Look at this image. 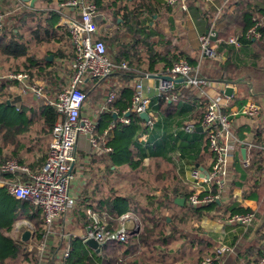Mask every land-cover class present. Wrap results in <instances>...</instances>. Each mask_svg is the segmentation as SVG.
Segmentation results:
<instances>
[{"label": "trees", "instance_id": "trees-1", "mask_svg": "<svg viewBox=\"0 0 264 264\" xmlns=\"http://www.w3.org/2000/svg\"><path fill=\"white\" fill-rule=\"evenodd\" d=\"M87 1L92 2L97 11L111 14L116 27L102 39L111 61L115 64H126V68H118L106 78L96 79L98 88L89 91L92 83L84 81L82 84V90L93 95V101L96 99V92L100 101L109 92H114L115 99L107 104L106 115L109 120L113 118L115 110L116 116H122L130 105L135 82L131 79L135 75L160 73L180 59H186L192 66L198 63L196 56L188 54V50L183 48L181 38L174 34L165 35L162 29L154 30L148 24L149 21L164 19L172 30L176 18L183 23L186 13L192 11L194 16L203 19L207 30L215 16V10L206 6L203 0H185L187 11L180 7V3L170 6L165 0ZM261 1L264 3V0ZM261 6L263 8H258L256 0L226 1L223 13L217 19L219 22L223 18L226 21L213 39L219 42L217 53L221 52V48H225L226 53L233 52L234 45L228 43V38L233 36L241 42L252 43L257 49V54L264 56V5ZM58 19L59 14L54 10L32 7H24L19 13L3 18L0 31V178L11 180V174L1 169L6 160L13 159L23 163L19 151L26 145L24 137L30 126L37 123L38 133L48 135L57 120L55 108L46 105L44 97L27 96L23 99L12 92L15 82L2 76L9 72L26 71L32 78L45 83L48 98L54 97L55 93L67 85L73 69L68 68L66 64L73 60L74 51L67 26L57 24ZM256 22L258 24L255 30L259 33V38H246L248 29ZM201 62L200 73L208 79L229 81L235 71V64L230 59L221 63L204 56ZM201 100L204 98H197L194 90L176 84L173 89L160 92L156 99L151 101L149 109L153 113L149 121L130 112L127 124L117 122L116 124H120L117 125L119 128H115L114 137L107 141L112 145V151L108 153L110 163L106 166V176L116 180V172L119 170L117 166L123 162H126L130 170L141 167L145 155L143 150L146 149L152 161L144 167L145 173L138 176L139 180L135 178L140 182V186L134 189V194L128 195L131 198L129 199L127 195L118 194L116 189L113 190L108 181L104 182L108 183L110 193L105 196L102 190L104 183L95 182L91 189L83 188L66 212L72 217L73 223L85 225L91 221L86 213V208H90L107 228L116 230L119 226V216L131 208L138 216L140 227L129 231L125 242L106 241L102 243L99 251H95L81 238L70 234L61 240L56 239L50 243L46 241L45 252L40 255L35 246L45 235L41 210L31 204L35 208L27 217L34 228L31 242L35 246L27 249L25 242L13 238L8 232L19 214V207L23 208L30 201L15 198L4 185H0V264H45L43 256L45 258L47 250L46 264H55L54 258L61 249L68 251V256L61 260L63 264H174L177 261L181 264H200L204 257L213 255L216 243L205 236L201 228L194 223L203 215L211 213L226 219L230 214L248 210H240L216 200L208 204L191 205L188 196L193 189H187L183 185L169 187L165 181L172 176L174 168L166 156L168 149L179 148L182 153L199 150L201 155L209 152L207 131L201 134V146L194 142V137L198 136L196 132L191 136L183 130L177 131L175 136L170 132L173 127L177 130L185 125L186 121L191 122L194 127L201 124L204 112L200 107ZM160 131L162 135L157 138L156 135ZM139 133L147 134L144 146L137 140ZM254 135L256 138L253 142L264 145L260 137L261 132L255 131ZM132 146L140 153L138 159L131 155ZM28 150L26 146V151ZM254 151L256 162L249 165L246 173H241L243 178L247 177L246 180L250 184H256L258 180L264 181V150ZM45 152L41 158H37L42 164L47 155ZM211 163L212 157L209 167ZM32 164L35 165V162L29 165L33 166ZM73 164L74 170L77 164ZM111 165L117 169H109ZM111 171H114L115 176ZM12 173L24 176V173L18 170ZM25 178L27 177L24 176L23 179ZM152 181L160 182L152 186ZM233 181L226 184L228 194ZM157 189L160 194H153ZM211 191L216 192L217 187L212 186ZM175 196H182L183 204L174 202ZM93 197H97L95 205L89 203ZM132 197L136 198L133 200ZM129 202H132V205H129ZM63 218L58 223L63 224ZM263 246L262 242L261 250Z\"/></svg>", "mask_w": 264, "mask_h": 264}, {"label": "built area", "instance_id": "built-area-1", "mask_svg": "<svg viewBox=\"0 0 264 264\" xmlns=\"http://www.w3.org/2000/svg\"><path fill=\"white\" fill-rule=\"evenodd\" d=\"M165 1L170 6L180 3V7L187 11L185 0ZM226 1L228 0H223L220 6H215V16L211 26L198 37L201 53L211 59L218 57L217 45L213 39L217 34V19L223 13ZM203 2L206 6L215 5V0H203ZM57 9L67 26L74 51L71 64L73 74L67 85L55 93L53 98H48L45 83L32 78L26 71L9 72L2 76L15 82L13 84L15 86L14 93L35 98L44 97L45 104L53 106L57 113V120L51 128L47 156L40 170L22 182L0 180L9 194L18 199H27L40 208L45 228L44 238L35 246L40 254L45 250L47 237L53 233L54 225L62 227V224L58 223L59 220L75 202L76 197L71 190L73 183L71 168L76 160L78 136L86 135L95 149L100 148V141L104 144V140L100 136H94V121L89 115L82 113L86 101V92L82 90V84L87 77L103 79L118 68H126L124 62L115 64L108 56L106 45L100 37V33L103 32L99 25L101 14L92 2L60 0ZM10 12L11 10L6 8L0 11V31L4 16ZM257 24L256 22L248 29L247 36L257 34L255 30ZM228 43L240 46L239 40L233 36L228 38ZM180 78L183 79L180 81L181 84L194 90L197 98H204L203 101H200L202 104L200 107L204 109L200 125L208 133V150L212 156V163L208 170L194 168L192 171L195 182L192 188L193 192L188 196V202L195 206L208 204L220 198L227 200L225 184L231 178L229 158L238 140L235 137V128L230 117L236 111L234 113L227 111L228 96L224 94V90L228 86L232 87L233 83L208 79L200 75L198 66L193 67L186 59H180L157 74L156 88L158 92L173 89ZM146 89L148 90V87ZM146 89L141 79L134 82L129 112L139 114L149 110L150 99L146 95ZM113 98L114 92H109L105 101L110 102ZM262 108L261 104L254 100H248L241 106L239 112L249 118L254 129H258L262 126L259 123V114ZM117 122L128 123L129 118L121 116L111 122L109 128L114 127ZM192 128V124L185 125L187 130ZM254 134L252 132L246 136L245 144L249 149L256 147L253 142ZM242 164L245 167L248 166V159H244ZM1 169L5 172L26 170L13 159L6 160L1 165ZM214 185L217 187L216 192L211 191ZM91 217L92 224L85 239L93 237L100 243L106 241L125 242L127 240L130 230L124 226L123 216L120 219V226L116 230L107 228L106 224L93 214ZM254 218V211L248 210L230 214L226 221L246 226L251 224ZM233 250L232 245L219 242L215 246L213 255L204 257L200 264H217L223 255L230 254ZM57 256L62 260L68 256V251L61 249ZM258 264H264V246Z\"/></svg>", "mask_w": 264, "mask_h": 264}, {"label": "crops", "instance_id": "crops-1", "mask_svg": "<svg viewBox=\"0 0 264 264\" xmlns=\"http://www.w3.org/2000/svg\"><path fill=\"white\" fill-rule=\"evenodd\" d=\"M60 0H0V11H3L4 8L10 9L11 12L8 15H5L4 17H7L11 14H17L19 13L22 8L24 7H32L37 8L41 10H54L59 14V19L57 24H64L63 18L59 12V9H57V4ZM254 1V0H253ZM219 0H215V5L211 6L214 10L216 9V5H221ZM256 4L258 5V8H263L261 5H264L261 0H256ZM18 9V10H16ZM99 12V11H98ZM101 14V19H99V25L101 26L100 29L103 31L100 33V37L104 38L107 37L109 33H112V31L115 29L116 25L112 20V16L110 13L106 12H99ZM120 18H118L119 20ZM220 20V19H219ZM157 20L149 21V25L156 29H161L160 21L157 23L154 22ZM226 19L224 18L219 22L217 20L216 22V29L222 28V25L225 23ZM177 23H180L182 25L181 31L184 33V38L181 39L183 42V48L188 50V54L196 56L198 63L194 65L193 67H199V73H200V67H201V61L202 58H204L203 54L201 53L200 44H199V35L206 31V27L204 26L203 19L198 18L197 15H193L192 11H188L183 19V23L179 18H176L174 20L173 28L170 30L169 23L167 27L166 34H174L175 29L174 25ZM104 27V28H103ZM103 28V29H102ZM257 32V31H256ZM254 38H259V33L250 35ZM236 38V37H235ZM246 38L247 35H246ZM217 48L219 47L218 40L215 41ZM240 42V46H233L232 50L233 52L226 53L225 48L220 49V53H218V57L215 59L218 62H224L226 59H230L235 64V71L233 72V75L229 82H232V94L228 96L227 99V111L229 113L235 112V114L230 115L233 127L235 128V137L237 138V142L235 145V148L233 150V153L231 157L229 158V167L231 169V178L226 182L228 184L229 181H233V186L231 187L230 194L227 193V187L225 195H227L228 199H219L218 202L221 201L223 203H226L228 205H231L234 208H240V210H252L255 213V218L249 225H242V224H235V223H228L226 219L218 218L215 214L211 213L210 215H203L199 220H197L194 225L199 226L205 236L210 237L213 242L219 243L222 242L226 245H232L234 247L233 252L227 255H223L224 257L220 258V260L217 262V264H258V259L261 254V246L262 242L264 243V181H257L256 184H250L248 180H246L247 177H242V172L246 173L247 169H249V165L251 163L256 162L255 158V151L254 150H264V145L259 143L256 144V147L249 149L246 147L245 139L247 134L252 133L255 131L261 132V139L264 141V56H259L257 54V49L253 46L250 42ZM231 44V43H230ZM220 48V47H219ZM108 54V53H107ZM109 56V55H108ZM52 57V56H51ZM50 57V58H51ZM73 61V60H72ZM66 64L68 68H72L71 64ZM157 74L158 73H146L144 75L134 76L132 77L131 81H136L138 79H141L143 84L146 87H148V90L146 89V95L150 99V103L152 100L156 99L157 95L160 93L158 92L156 88L157 84ZM201 75V73H200ZM85 81L88 82V84H91V87L89 91L93 90L94 88H98V80L95 78H89L87 77ZM176 84H181V82H177ZM134 86V84H133ZM15 86L12 85L13 93H14ZM16 95L20 96L23 99H26L28 95H20L15 93ZM97 94V92H96ZM225 94V93H224ZM226 95V94H225ZM248 96H251V99H247ZM97 97V96H96ZM107 97V96H106ZM132 97V96H131ZM53 98V97H52ZM115 99V95L114 98ZM101 100V99H100ZM98 101L97 103L92 104L93 106H88L85 104V106L82 109V113H86L89 115V117L94 121L95 123V129H94V136L101 137L104 140V144L99 143L100 148L95 149L89 142V139L86 135H80L77 138V147H76V161L75 168H71V173L73 175V183L71 186V190L73 194L78 196L83 188H92V185L95 182H101L104 183V186L102 187L103 194L106 196L109 194V185H112V189L115 190L118 194L121 195H132L134 194V189L138 188L140 186V182L136 181L139 180V175H142L145 173L144 167H147L150 161H152L149 157L148 150H143L145 152V155L142 158L141 167L136 168L135 170H130L127 166L126 162L121 163L117 168L119 169L118 174H116L117 179L111 180L106 175V166L109 165L110 161L108 158V153L112 151V145L108 144L107 141H110L112 137H114L115 131L117 128V125L115 124L114 127L109 128L110 123L113 121H116L121 116H116L115 111L113 112V118L111 120L107 119L106 110H107V104L111 103L106 102L105 98L102 101ZM248 100H254L255 102L262 105V109L260 110L259 114V123L262 125L261 128L254 129L252 125L250 124L249 118L246 117L244 114H241L239 112V109L243 104H245ZM113 101V100H112ZM131 103V102H130ZM130 106V105H129ZM129 106L126 108L124 115L127 116L130 114L128 111ZM116 109V108H115ZM105 111V112H104ZM103 113V114H102ZM128 113V114H127ZM132 113V112H131ZM153 113L151 109L147 111L148 116ZM139 115V114H138ZM158 118V117H157ZM149 121V120H148ZM127 124V123H122ZM192 124L189 121L185 122V125ZM185 125L181 126L179 129L176 130V127L172 128L170 130L171 134L173 136L176 135L177 131H184L187 134H193L196 132L198 136L194 137V142H197L202 145V136L201 134L204 133V130L198 127L201 125H197L196 127L193 126L191 130L185 129ZM117 127V128H116ZM116 128V129H115ZM51 132L48 133V135L45 134V150L48 152L49 143L51 140ZM162 135V132L160 131L158 135H156L157 138ZM255 135L253 139H255ZM138 142L144 146V144L147 141V134L146 133H139L137 135ZM49 142V143H48ZM26 146L24 148H21L19 151V154L22 157L23 163L19 165L26 168V170H18L20 173H24V176L27 177L23 179L24 176L22 175H16L12 172H7L11 174V180L22 182L24 180H28L31 175L37 173L41 166L42 162H38L37 158L39 157L38 153L33 151L32 149H29L26 151ZM29 148V146H27ZM245 148L244 154L241 153V148ZM107 148V149H106ZM131 155L134 156L135 159H138L140 157L139 151L136 150L135 146H132L130 148ZM209 151V150H208ZM45 152V153H46ZM198 150V152H194L192 150H188L186 153L181 152L179 148H173L168 149L166 156L169 160V164L174 166L172 169V176L167 178V185L169 187L173 186H180L183 185L189 188H193L195 179L192 176V171L194 168H199L203 171L208 170L209 164H210V158L212 157L211 154L205 153L204 155H201V152ZM93 153V154H92ZM96 153L97 155H95ZM47 154V153H46ZM41 156V155H40ZM47 156V155H46ZM33 157V158H32ZM244 159H248V166H243L242 161ZM32 162H35V165L31 166ZM74 165V164H73ZM73 167V166H72ZM116 166L111 165L109 169L116 170ZM114 171H111V174H113ZM160 171V170H159ZM15 172V171H14ZM153 174V173H152ZM105 176V177H104ZM111 176V175H110ZM262 176H264V171L262 173ZM264 179V177H263ZM0 180H8L6 178H0ZM104 181H108L106 184ZM164 181V182H165ZM157 182V183H156ZM151 182L152 186L159 184L160 181ZM225 184V185H226ZM0 185H2L0 181ZM153 194L159 195L160 190L157 189L153 191ZM230 196V197H229ZM183 198L182 196H175L173 198V201H175L176 198ZM97 197H93L89 201V203H92L93 205L97 204L96 201ZM131 199L130 197H128ZM136 197H132L134 200ZM25 201L29 202V200L24 199ZM184 202V198H183ZM182 202V204H183ZM132 203V202H131ZM129 202V205H132ZM177 203V202H176ZM230 203V204H229ZM33 203L26 204L23 208L18 209V215L15 220H13L12 229L8 232L13 238H18L20 241L25 242V246L27 249H29L30 243H27L26 240L21 239V234L23 232L22 226H32L31 220L27 217L30 212L34 210L36 207L40 210V208L36 205L32 206ZM179 204V203H178ZM27 205L31 206V210L27 211L25 207ZM87 216L90 218V222H86L85 225H77L72 222V217L67 213L63 217V224L60 228L58 225H54L55 228L53 230V233L50 234L47 237V243L53 242L56 239H62V237L66 238L70 234L76 237H79L83 240L85 243V237L88 234L90 230V226L92 224V217L99 216L92 212L90 208H86ZM124 217V226L127 227L130 231L135 230L139 226V219L138 216L133 212L131 208H128L123 212L119 218L118 223L120 226V219L121 217ZM118 226V227H119ZM57 228V229H56ZM22 229V230H21ZM63 230V231H62ZM62 231V232H61ZM18 232L19 234L15 236V233ZM29 239V238H28ZM214 243V244H215ZM35 246V245H34ZM32 248V247H31ZM215 248V247H214ZM45 252V250H44ZM43 252V253H44ZM48 252V250H47ZM47 252L45 253V258L43 256V262L46 264L48 261V255ZM50 256V255H49ZM55 264H63L60 260V258L56 255L54 258ZM174 264H181L180 261L174 262Z\"/></svg>", "mask_w": 264, "mask_h": 264}, {"label": "rangeland", "instance_id": "rangeland-1", "mask_svg": "<svg viewBox=\"0 0 264 264\" xmlns=\"http://www.w3.org/2000/svg\"><path fill=\"white\" fill-rule=\"evenodd\" d=\"M158 21H160V26H161V29L163 30V31H165V33L167 32V27H168V22L167 21H165L164 19H160V20H157V22ZM154 22H156V21H154ZM156 22V23H157ZM182 25H180V23H177L176 25H174V29H175V33H174V35L176 36V37H178V38H184V33L181 31V29H182V27H181ZM164 33V34H165ZM91 96H93V95H91V94H89V93H87L86 94V101H85V104H87L88 106L90 105V106H93L92 104H94V103H97L99 100H100V98H99V96H98V94H95V96H97L96 97V99H95V101H93V99L91 98ZM252 97L251 96H248L247 97V99H251ZM89 106V107H90ZM38 130H39V126H38V124L37 123H35V124H32L31 126H30V129L25 133V137H24V139H25V141H26V144H27V146H29V149H32L33 151L35 150V152L36 153H38L39 155V157L38 158H41V156L40 155H42V153H44V148H45V135H43V134H41V133H38ZM33 158V157H32ZM25 209L27 210V211H29V210H31V206L30 205H27L26 207H25ZM26 228V229H25ZM22 229H25V230H28L29 231V239H27V243H30V245H29V249H31V247H33V245H35V244H33L32 242H31V237H32V234H33V231H34V228L31 226H22ZM21 229V230H22ZM24 231V230H23ZM63 231V230H62ZM61 231V232H62ZM19 233L18 232H16L15 233V236H17ZM215 246H217V243H216V245ZM215 249V248H214ZM37 250V249H36ZM38 251V250H37ZM39 252V251H38ZM40 254V253H39ZM43 253H41L40 255H42Z\"/></svg>", "mask_w": 264, "mask_h": 264}, {"label": "water", "instance_id": "water-1", "mask_svg": "<svg viewBox=\"0 0 264 264\" xmlns=\"http://www.w3.org/2000/svg\"><path fill=\"white\" fill-rule=\"evenodd\" d=\"M23 1H28V0H23ZM50 57H51V56H49V58H50ZM182 80H183V79L180 78V79H178L177 81L180 82V81H182ZM224 93H225L227 96H230V95L232 94V87H231V86L226 87L225 90H224ZM127 114H128V113H127ZM139 116H140L141 118L147 120V121L149 120V116H148L147 112H140V113H139ZM198 128L201 129L202 127L199 126ZM244 152H245V148L242 147V148H241V153L244 154ZM175 201H176L177 203H179V204H182V202H183V198H179V197H178V198L175 199ZM28 238H29V231H28V230H24V231L22 232V234H21V239H22V240H26V239H28ZM85 244H86L88 247H90V248H92L93 250H95V251H99V249H100V247H101V245H102V243L98 242V241L95 240L93 237L86 238V239H85Z\"/></svg>", "mask_w": 264, "mask_h": 264}]
</instances>
